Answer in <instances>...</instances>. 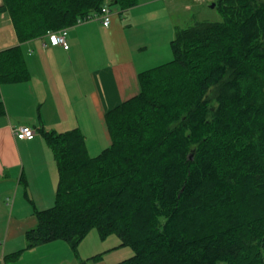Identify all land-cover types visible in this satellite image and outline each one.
Listing matches in <instances>:
<instances>
[{
	"label": "trees",
	"instance_id": "1",
	"mask_svg": "<svg viewBox=\"0 0 264 264\" xmlns=\"http://www.w3.org/2000/svg\"><path fill=\"white\" fill-rule=\"evenodd\" d=\"M214 3L221 20L178 28L171 60L138 73L140 93L105 114L110 145L98 155L78 128L40 130L54 204L26 198L36 225L4 263L58 240L77 256L95 229L132 249L121 264H264V0ZM112 4L138 0H1L17 41L0 50V87L29 79L22 44Z\"/></svg>",
	"mask_w": 264,
	"mask_h": 264
},
{
	"label": "crops",
	"instance_id": "2",
	"mask_svg": "<svg viewBox=\"0 0 264 264\" xmlns=\"http://www.w3.org/2000/svg\"><path fill=\"white\" fill-rule=\"evenodd\" d=\"M179 9L189 10L190 6L184 5L183 0H139L135 7L125 10L126 17L113 16L107 27L99 20H88L65 29L68 50L51 45L46 36L22 44L29 79L0 87L6 111L0 117L1 209H6L4 202L7 204L13 195L4 234V253L23 249L25 231L36 225L32 210L25 215H13L16 203L22 199L18 195L24 187L21 177L26 182L27 197L24 190L22 196L27 203L30 200L37 210L54 204L57 169L40 130L62 132L78 128L86 146L95 134L108 147L105 114L140 93L138 73L167 60L169 43L165 39V43L156 47L158 52L154 57L145 53L150 45L155 47L158 40L155 37L160 39L165 32L170 41L181 28L172 21L183 12ZM131 11L134 17L129 16ZM163 19L169 24L161 32L159 23L163 24ZM150 24L152 27L158 24L159 28L149 30L151 41H142L136 27ZM21 125L33 129L31 140L13 135V128ZM69 249L65 242L53 241L25 251L20 261L27 253L46 264H77ZM0 264H4L2 259Z\"/></svg>",
	"mask_w": 264,
	"mask_h": 264
},
{
	"label": "rangeland",
	"instance_id": "3",
	"mask_svg": "<svg viewBox=\"0 0 264 264\" xmlns=\"http://www.w3.org/2000/svg\"><path fill=\"white\" fill-rule=\"evenodd\" d=\"M139 1V0H138ZM1 3V0H0ZM184 5H189L190 9L189 10H183L179 9L183 12H181L179 15H175L172 18L173 22H178L181 28L188 27L193 25L196 22H202V21H209V22H219L221 20V16L216 8H210V3L208 4H199L194 2L193 0H183ZM109 11H110V17L109 19L112 21L113 16L117 17H126L124 16L125 11H122L119 6L112 4L107 6ZM129 16H135V13L131 11ZM92 20H97V18H93ZM163 24H160L161 27V32L164 30L166 27V24H169V21L163 19ZM127 23V22H125ZM128 23H130V20H128ZM164 25V27H162ZM154 27L159 28L158 24L157 26H138L136 27L137 30L139 31L138 34H140L141 40L147 42V40L151 41V38L149 36V30L151 28L156 30ZM175 33V32H174ZM161 35V33H160ZM46 36V35H45ZM47 37V36H46ZM166 37V38H165ZM166 33L163 32L161 35V38L159 42L156 40L155 44L151 47H148V50L146 51L145 55H150L151 57H154V55L158 52L156 47L165 43L163 42L166 41L167 43H170V41L167 40ZM174 37V34H173ZM169 39V38H168ZM16 36L14 33V30L11 26V23L6 15H0V50L7 48L13 44H16ZM149 43V42H148ZM151 43V42H150ZM165 49V48H164ZM160 52H162L163 48L162 46L159 47ZM168 58L167 60H164L165 63L171 60V52L168 44V48L166 47ZM3 86V85H2ZM94 138L88 140L87 146L89 150V154L93 157L96 156L102 151L103 149L106 148L105 144L99 139L95 137V134H93ZM97 139V140H96ZM22 188L20 189V193L18 195L22 197L20 201L16 203V207L14 209L13 215H16V213H20L22 215H25L27 213H30V210L33 211L32 206L30 207L29 203L25 201V199L22 196ZM9 202L5 204L4 202V207L6 209H1L0 208V260L4 259V256L9 255V252H3L4 250V234L5 230L8 225V220L11 215L12 211V201H13V195L9 197ZM34 216V215H33ZM71 250V249H69ZM26 252H29V250H25ZM24 251V252H25ZM23 252V253H24ZM31 252V251H30ZM72 252V251H71ZM22 253V254H23ZM76 254L77 256L74 255L73 253V258L74 260L78 263L83 262V264H121L122 261L130 258L133 255V251L130 247L127 246H120V240L119 238L111 234L107 236L105 239H101L95 229H92L89 231V233L79 242L77 249H76ZM23 256V255H22ZM25 259L23 261H20V258L16 262H7L3 263L4 264H46L45 261H40V260H35L34 256L32 255H27V253L24 255ZM92 257H97L95 260L90 259Z\"/></svg>",
	"mask_w": 264,
	"mask_h": 264
},
{
	"label": "built area",
	"instance_id": "4",
	"mask_svg": "<svg viewBox=\"0 0 264 264\" xmlns=\"http://www.w3.org/2000/svg\"><path fill=\"white\" fill-rule=\"evenodd\" d=\"M199 4H208L213 3L215 0H193ZM110 11L107 6H102L100 11L92 16L87 17L85 20L78 21L77 24L92 20L93 18H97L103 26L107 27L110 22ZM46 36L48 37L51 45L61 46L64 50H68L69 45L65 36V30H59L56 32H47ZM12 133L17 138H22L25 140H31L34 137V131L32 128L21 125L13 128Z\"/></svg>",
	"mask_w": 264,
	"mask_h": 264
},
{
	"label": "water",
	"instance_id": "5",
	"mask_svg": "<svg viewBox=\"0 0 264 264\" xmlns=\"http://www.w3.org/2000/svg\"><path fill=\"white\" fill-rule=\"evenodd\" d=\"M209 7L210 8H214L215 7V3H211ZM193 155H194V152L190 153L188 158L191 160L193 158Z\"/></svg>",
	"mask_w": 264,
	"mask_h": 264
}]
</instances>
